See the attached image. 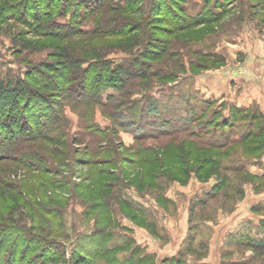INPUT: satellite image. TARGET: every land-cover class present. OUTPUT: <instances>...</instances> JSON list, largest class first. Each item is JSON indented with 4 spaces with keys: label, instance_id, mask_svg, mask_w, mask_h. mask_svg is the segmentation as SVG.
<instances>
[{
    "label": "rangeland",
    "instance_id": "obj_1",
    "mask_svg": "<svg viewBox=\"0 0 264 264\" xmlns=\"http://www.w3.org/2000/svg\"><path fill=\"white\" fill-rule=\"evenodd\" d=\"M37 1L0 2V219L27 207L25 223L44 237L53 223L66 248L37 262L21 237L26 264H72L79 242L89 257L104 226L121 260L135 242L147 264H264V0H53L55 13ZM111 129L117 160L101 153ZM1 229L6 264L16 232Z\"/></svg>",
    "mask_w": 264,
    "mask_h": 264
},
{
    "label": "trees",
    "instance_id": "obj_2",
    "mask_svg": "<svg viewBox=\"0 0 264 264\" xmlns=\"http://www.w3.org/2000/svg\"><path fill=\"white\" fill-rule=\"evenodd\" d=\"M18 1H19L18 3L23 2V0H18ZM57 1L61 2V0H57ZM57 1L53 2V0H51V5L49 7V12L50 13H55L56 11L60 10V9L57 8V6L55 7V3H57V5L59 4ZM0 2H2V3L7 5V0H0ZM29 4H30V2L26 3L27 11L28 10H29V12L30 11H35V9L37 7H34V4H31V5H29ZM40 4H42L41 0H39V2L37 1V5H35V6H39ZM80 6L82 7L83 4H81ZM163 7H164V9L162 8V6L160 8L154 9L153 13L154 14L157 13L158 16L159 15H164L166 12H165V6L164 5H163ZM66 9L68 10L67 11V13H68L69 9L68 8H66ZM61 10H63V9H61ZM175 11L179 12L178 8H175ZM179 14H181V13L179 12ZM50 17H52V14L49 15V18ZM156 18L159 19V17H156ZM162 22H163V24L165 23L164 21H162ZM39 23H41V20H39ZM55 27H56V25H55ZM44 28L48 29L49 27H47V25L45 23H43V25H40V27L38 29H43V31H44ZM51 32H52V30H51ZM168 32H171V29H169ZM76 34H80V33L76 32ZM120 35L125 36L123 34H120ZM111 36L112 35H109V37H111ZM143 36H144L143 38H140V39H142L141 42H139L140 41L139 38L135 40V45L144 44V43L147 42L146 41L147 40L146 39V35H143ZM146 59H149V58H146ZM97 71H98V69H93V68L82 71L83 78L85 80L84 81L85 84H84V86L82 88H84V87L86 88L87 87V89H88L89 80H91L92 74H94V72H97ZM37 73H39V72H37ZM37 73H34V74H37ZM27 79L29 81H31L34 85H40V83H41L40 82L41 81L40 77H36V76L31 75V78L27 77ZM107 82H110V81H107ZM28 102L30 103L31 99H28ZM232 110H235V112L230 113L229 117H227L229 119L236 118L237 114H239V112H240L237 109H232ZM213 115H214V118L215 117L216 118H223L221 111H215ZM213 122H214V120H213ZM226 123H227V119H225L222 124H215V126H217V127L218 126H224ZM22 128H23L22 129L23 131L28 129L27 127H25V123H23V127ZM102 134H104L103 135L104 136L103 139L106 140L105 146L107 145L108 148L105 149V150H102L101 153L104 154V153H112V152H114L116 154V156L113 159L117 160L116 157L118 155L121 156V150H119L117 145H115V143L117 141V137L119 135L118 131L111 129V130H107V133H102ZM40 137H41V135L39 136V138ZM44 137H47V136L42 135L41 138H44ZM248 137H250V135ZM35 138H38V137H35ZM47 138H50L51 142L54 139H56L55 137H50V136L47 137ZM73 142L74 143L76 142L75 139H73ZM4 143L5 142L3 141L2 144H4ZM53 144H55V143H53ZM59 144H61V143H59ZM64 145H66V144L64 143ZM262 145H264V142H261L259 147L258 148L255 147V149L256 150H261L262 147H263ZM68 146H69V143H68ZM115 146H116V148H115ZM211 147L212 148L216 147V148L220 149L221 145H216V146L212 145ZM128 150H131V148H129ZM142 151H150V148H146L145 150H142ZM116 152H118V154ZM136 153L138 154V156L141 155V151L140 152L137 151ZM185 154L186 155L187 154H192V151L189 150ZM92 156H95V154L93 153ZM0 159H1V157H0ZM209 159H210V157H209ZM209 159H208L207 162L208 163L210 162V164H213V162L211 163V161H209ZM115 160L106 159V160H103L101 163H100V161H96V162L95 161H93V162L89 161V163L92 162L91 164L93 166H97L98 164L99 165H109L110 161L112 163L113 162L116 163L117 161H115ZM118 160H120V159H118ZM37 170L40 171V169H37ZM42 172L44 174H47L49 171L46 169V170H43ZM102 173H104L103 170L102 171L101 170L100 171L94 170V171H92V173L90 175H88V177L91 178V177H94V176H97V175L99 176ZM111 187H113V186H111ZM106 202L107 201L103 202V205L101 206L103 209L100 210L101 213L99 212L100 213L99 214L100 215L99 216L100 223L104 222V219H103L104 217H105V219H107L106 216H108V215L111 216L110 215V209L108 207V204H106ZM122 203L125 206L130 207L129 204L126 201H123ZM11 206L8 207V208H3V213H1V216L3 218L2 220L4 221V223H6L8 220L10 221V219L18 218L19 216H21L20 218L22 219L23 222L16 221V223L13 224V226L16 225L14 227H18V229L17 228H14V229L5 228L4 226L0 225V227L2 228L1 230H3L6 234L9 233V235L13 236V233L16 232V239H15L14 243L12 244V247H11V250H10L11 255L6 259L7 260L6 264H26L27 262H29L28 260L30 258V252L32 250L28 246L31 243L32 244L35 243L36 246H37V244H39V246H38L39 248L38 249H42L43 252H44L43 255H40L39 257H35V258H37V260L35 259L37 262H38V259H40L41 262H43V261L44 262H48L49 260H52L53 258H55L54 256L50 257V255H49L50 252H55L57 255L61 256V260L63 261V259H65V257H63V256L65 254L66 246L64 245L63 242L61 243L60 240H57V239L55 240L53 238V235H54L55 232H56L55 236L58 235V233H59L58 228L56 229V226L53 223H49L48 224L49 232L47 233V236L44 237V235L42 234L43 229L41 227L38 228L35 225H31L30 226L29 224L25 223L26 220L31 221V220H36L37 219V216L35 215L34 211H31V209H28L26 207V209L23 212L25 214L20 215L21 213H19L17 208H15L14 206H12V207ZM102 210L105 211V215H103ZM135 212H136V214L137 213L138 214L141 213L139 210H135ZM24 215H27V218ZM109 218H111V217H108V220H109ZM2 222H1V219H0V223H2ZM11 222H13V221H10L9 223H11ZM102 230H106L105 226L101 227V229H100L101 232L99 231L98 233H96V236L99 237V239H96V241H95L97 250L95 249V251H90L89 257H87V255H86V254H88L86 252V250L85 251L83 250L82 245L80 244L81 242H79V244L76 245V247L72 250V255L70 256L71 258L69 259L72 262V264H94L93 263V259H96V258H99V257L100 258H106L107 261L109 260L110 264H147L151 260L150 257H147V255H145V254H144V256L140 255L141 253L144 252L143 251L144 249L141 248L139 245L135 244V242L133 243V247H132L133 249L130 251L129 255L127 253L125 255V257H123V260H121L119 258V256H118V254L116 253L117 250H115V249L111 250V249H109L107 247V242H108V240H110V238H109L110 234H108L106 232H104V234H103ZM51 236H52V238H51ZM21 237H27V241L26 242H28L29 245L23 250V252L18 253L19 250H21V248H20V246H21V242H20L21 241ZM7 242H8V239L5 236L4 239L2 240L1 245H0V249H2L4 246H6ZM254 247H256V248H264V239L258 241L257 244H254ZM18 254H21V255L18 256ZM36 264H38V263H36Z\"/></svg>",
    "mask_w": 264,
    "mask_h": 264
}]
</instances>
